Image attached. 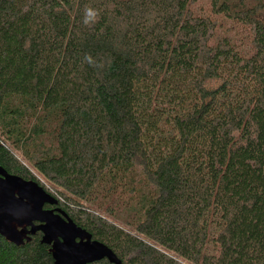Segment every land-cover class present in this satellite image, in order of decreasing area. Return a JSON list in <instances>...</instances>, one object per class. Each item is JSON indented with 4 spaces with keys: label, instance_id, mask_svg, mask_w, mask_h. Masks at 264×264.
<instances>
[{
    "label": "trees",
    "instance_id": "obj_1",
    "mask_svg": "<svg viewBox=\"0 0 264 264\" xmlns=\"http://www.w3.org/2000/svg\"><path fill=\"white\" fill-rule=\"evenodd\" d=\"M262 14L264 0H0V168L37 182L20 153L123 264H264ZM0 264L53 260L36 234L0 237Z\"/></svg>",
    "mask_w": 264,
    "mask_h": 264
},
{
    "label": "water",
    "instance_id": "obj_2",
    "mask_svg": "<svg viewBox=\"0 0 264 264\" xmlns=\"http://www.w3.org/2000/svg\"><path fill=\"white\" fill-rule=\"evenodd\" d=\"M57 204L36 182L7 174L0 168V237L20 247L37 232L50 248L53 264H123L104 244L76 226L58 210H44ZM37 223V224H36Z\"/></svg>",
    "mask_w": 264,
    "mask_h": 264
},
{
    "label": "rangeland",
    "instance_id": "obj_3",
    "mask_svg": "<svg viewBox=\"0 0 264 264\" xmlns=\"http://www.w3.org/2000/svg\"><path fill=\"white\" fill-rule=\"evenodd\" d=\"M199 9V7H196ZM262 18H264V14H262ZM14 157L28 170V172L37 180L36 182L41 188L47 189L48 191H52V186L48 183L42 176H40L35 169L32 167L30 163H28L25 158L17 152H12ZM95 213H97L102 218L106 219L107 221L114 222L117 226L127 228L122 222L112 219L111 217L107 216L102 210L92 209ZM128 217V216H127ZM126 217V218H127ZM172 256V255H171ZM180 263H183L180 259H177Z\"/></svg>",
    "mask_w": 264,
    "mask_h": 264
},
{
    "label": "clouds",
    "instance_id": "obj_4",
    "mask_svg": "<svg viewBox=\"0 0 264 264\" xmlns=\"http://www.w3.org/2000/svg\"><path fill=\"white\" fill-rule=\"evenodd\" d=\"M99 16V13L94 9H88L86 12V22L94 23ZM85 59L91 64L92 59L90 56H86Z\"/></svg>",
    "mask_w": 264,
    "mask_h": 264
},
{
    "label": "flooded vegetation",
    "instance_id": "obj_5",
    "mask_svg": "<svg viewBox=\"0 0 264 264\" xmlns=\"http://www.w3.org/2000/svg\"><path fill=\"white\" fill-rule=\"evenodd\" d=\"M7 174H9V173H7ZM11 175V174H10ZM14 176H16V175H14ZM24 180V179H23ZM25 181H32V180H25ZM34 182V181H33ZM43 189V188H42ZM44 190V189H43ZM45 191V190H44ZM46 192V191H45ZM47 193V192H46ZM50 195V194H49ZM57 201V200H56ZM43 209L44 210H47V211H51V210H58V211H60V212H64V211H62L61 209H60V207H59V204H58V202H57V204L56 205H54V206H49V205H44V207H43ZM65 213V212H64ZM37 224V223H36ZM36 234H40V238H41V236H42V234L40 233V232H37ZM36 234L34 235V236H36ZM33 236V237H34ZM97 263H100V264H105L106 263V261L105 260H103V261H101V262H97ZM93 264H95V263H93Z\"/></svg>",
    "mask_w": 264,
    "mask_h": 264
}]
</instances>
